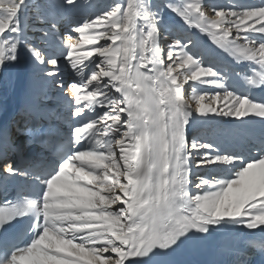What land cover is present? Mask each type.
I'll return each instance as SVG.
<instances>
[{"label":"snow or ice","instance_id":"snow-or-ice-1","mask_svg":"<svg viewBox=\"0 0 264 264\" xmlns=\"http://www.w3.org/2000/svg\"><path fill=\"white\" fill-rule=\"evenodd\" d=\"M81 7L80 0H0V73L22 52L51 66L44 75L71 93L72 121L56 147L51 132L17 126L13 138L0 130V177L34 186L33 198L0 207V264H174L188 244L213 248L223 229L264 234V131L248 155L223 147V131L188 135L202 119L264 122V101L238 91L230 67L252 62L241 69L246 83L264 86V2L117 0L65 34L53 23L41 37L47 49L30 40V10L46 19ZM73 33L81 45L68 42ZM61 55L78 81L65 83ZM186 67L181 81L174 73ZM188 81L214 89L205 104L206 94L191 86L195 111L183 95ZM35 137L51 163L21 168L17 156ZM257 255L264 264V235L246 241L230 264H257Z\"/></svg>","mask_w":264,"mask_h":264},{"label":"bare ground","instance_id":"bare-ground-1","mask_svg":"<svg viewBox=\"0 0 264 264\" xmlns=\"http://www.w3.org/2000/svg\"><path fill=\"white\" fill-rule=\"evenodd\" d=\"M35 4L43 3H59L61 0H32ZM84 7L77 10H59L58 12L52 10L46 19H38L37 14L34 10H30L29 17L27 19V24L29 26V38L30 40L37 44L39 47L47 49L49 44L41 39L42 33L44 31H49L53 23L56 24V32L58 34H63L62 29L65 24H70L75 22L85 16H91L95 12H99L102 9L108 7L117 0H80ZM156 3H160L161 0H155ZM209 4L229 6L235 4H246V5H260L264 0H207ZM90 6V7H89ZM74 27V24L72 25ZM194 34V33H193ZM171 40V37L168 38ZM72 44L81 45L83 42L79 39L78 33L72 34V39L68 41ZM104 43V41H100ZM91 45H83L84 50L90 48ZM64 51L63 48H59L57 54L59 55ZM22 59L19 64L14 68H11L7 74L0 73V129L10 130L8 112L14 113L20 110L19 122L22 123L20 129L26 128L25 122L35 118L34 114L39 111V119L41 115L52 118L56 123L63 128L69 129L70 126L63 124L66 119L69 120V105L68 97L71 93H62L61 89L57 87L56 83L53 82L52 78L46 77L44 73L51 66H41L34 64L32 59L28 56L26 52H22ZM92 59H95L93 57ZM234 61V58H233ZM252 62H238L235 61L230 64L238 75H233L231 79L236 82L237 90L240 92H245V83L242 79L241 69H245ZM60 64L62 66V76L66 82L67 76L73 80H79V77L74 73V70L65 63L63 56L60 57ZM187 72V67L184 69H176L174 75L179 74L181 81L183 80V74ZM59 79V78H57ZM192 85L196 86L197 93H204L205 101L204 103H209L210 93L214 91L213 87L201 86L198 82L188 81L184 84L183 95L184 99L192 104V108L198 107L197 102L192 99ZM187 88V93L185 92ZM188 94V98L185 95ZM247 94H249L247 92ZM233 117H216L215 120L205 122L203 119L196 121L194 125L189 126L188 135L189 138L193 134L213 135L214 132L223 131L226 133L221 136L220 143L225 148H245L248 151L253 149V144L261 136V132L264 131V122L259 117L249 118V123L246 126H238L237 123H231L234 121ZM261 120V121H260ZM69 122L72 123L71 120ZM43 123V122H42ZM16 132H13V135ZM18 135V134H17ZM17 137V136H16ZM27 138V137H26ZM214 138V137H213ZM37 154L40 151L36 150ZM44 160V159H43ZM250 231L246 228H227L223 229L220 233L216 235L221 236H246ZM174 264H196L192 262L181 250L171 258Z\"/></svg>","mask_w":264,"mask_h":264},{"label":"rangeland","instance_id":"rangeland-1","mask_svg":"<svg viewBox=\"0 0 264 264\" xmlns=\"http://www.w3.org/2000/svg\"><path fill=\"white\" fill-rule=\"evenodd\" d=\"M74 23L73 22H71L70 24H65L64 25V27H63V29H62V33L63 34H65L66 32H67V30H68V28L70 27V26H72ZM71 82V78L69 77V76H67V78H66V84L67 83H70ZM187 88H186V90H185V92L187 93ZM186 96V98H188V94L187 95H185ZM187 102L192 106V104H191V102H189L188 101V99H187ZM194 108V107H193ZM20 111V110H19ZM16 112H18V111H15L14 113H10V112H8V118H9V120H11V119H14L15 117H18V115L19 114H15ZM15 114V115H14ZM15 125V126H14ZM17 123H16V121L14 120L13 122H12V132H14L15 131V129L17 128ZM15 136H16V134H14L13 135V138H15Z\"/></svg>","mask_w":264,"mask_h":264}]
</instances>
